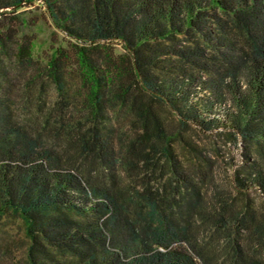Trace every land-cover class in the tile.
Listing matches in <instances>:
<instances>
[{
    "label": "trees",
    "instance_id": "1",
    "mask_svg": "<svg viewBox=\"0 0 264 264\" xmlns=\"http://www.w3.org/2000/svg\"><path fill=\"white\" fill-rule=\"evenodd\" d=\"M34 7L63 33L42 64ZM193 133L241 141L231 189ZM7 211L28 264H264V0H0Z\"/></svg>",
    "mask_w": 264,
    "mask_h": 264
},
{
    "label": "rangeland",
    "instance_id": "2",
    "mask_svg": "<svg viewBox=\"0 0 264 264\" xmlns=\"http://www.w3.org/2000/svg\"><path fill=\"white\" fill-rule=\"evenodd\" d=\"M31 19L37 21V24L31 28L34 33V42L32 46V53L37 59V64H42L44 57L50 50L52 44L61 42L63 33L58 30L51 20L42 13L40 7H34L26 12ZM67 39H63L62 44H67ZM36 64V65H37ZM27 75L35 72L33 67L26 70ZM45 78H37L30 81V94H36L39 89L47 100L54 98V88L52 83L43 80ZM41 81H46L44 84ZM41 85V86H40ZM26 112V113H25ZM33 98L27 108L22 110L21 113L39 115ZM120 125H124V132L131 134L133 126L130 125L128 120L120 119ZM194 139L205 147L208 155L211 157L212 163L210 167H206L210 172L212 170L214 186H220L225 189H231V175L233 169L241 161V144L239 141H234L233 138L227 135L218 134H204L193 133ZM193 167L192 160L189 162ZM95 172L99 173V168H94ZM28 243L25 234V224L21 216L13 211H7L0 215V264H28L26 259V246Z\"/></svg>",
    "mask_w": 264,
    "mask_h": 264
}]
</instances>
